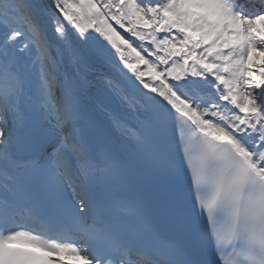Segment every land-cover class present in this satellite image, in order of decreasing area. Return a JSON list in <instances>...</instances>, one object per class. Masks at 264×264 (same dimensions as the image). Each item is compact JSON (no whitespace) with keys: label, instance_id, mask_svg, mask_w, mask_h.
I'll use <instances>...</instances> for the list:
<instances>
[{"label":"snow or ice","instance_id":"1","mask_svg":"<svg viewBox=\"0 0 264 264\" xmlns=\"http://www.w3.org/2000/svg\"><path fill=\"white\" fill-rule=\"evenodd\" d=\"M0 264H264V0H0Z\"/></svg>","mask_w":264,"mask_h":264}]
</instances>
